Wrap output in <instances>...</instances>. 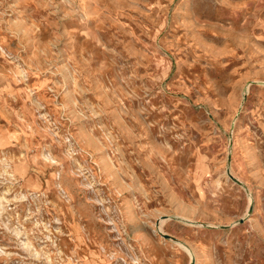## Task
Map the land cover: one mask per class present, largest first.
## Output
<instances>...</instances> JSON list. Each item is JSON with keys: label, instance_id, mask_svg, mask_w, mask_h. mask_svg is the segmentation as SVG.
<instances>
[{"label": "rangeland", "instance_id": "1", "mask_svg": "<svg viewBox=\"0 0 264 264\" xmlns=\"http://www.w3.org/2000/svg\"><path fill=\"white\" fill-rule=\"evenodd\" d=\"M196 254L264 264V0H0V264Z\"/></svg>", "mask_w": 264, "mask_h": 264}, {"label": "bare ground", "instance_id": "2", "mask_svg": "<svg viewBox=\"0 0 264 264\" xmlns=\"http://www.w3.org/2000/svg\"><path fill=\"white\" fill-rule=\"evenodd\" d=\"M155 230V229H154ZM162 231V230H161ZM162 232H160L161 234ZM204 260V257L201 254L195 255V263L194 264H201Z\"/></svg>", "mask_w": 264, "mask_h": 264}]
</instances>
